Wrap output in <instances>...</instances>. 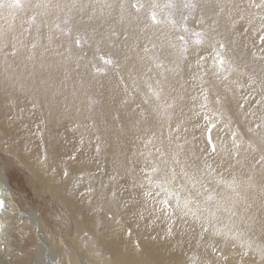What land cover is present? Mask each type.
<instances>
[{
	"label": "bare ground",
	"instance_id": "obj_1",
	"mask_svg": "<svg viewBox=\"0 0 264 264\" xmlns=\"http://www.w3.org/2000/svg\"><path fill=\"white\" fill-rule=\"evenodd\" d=\"M31 1L21 0V7H15V0H0V198L4 200L0 211L3 224L0 234V264H20L27 260V257L31 260L30 264H79L77 253L81 257L86 255L88 258L83 260L84 264H91V262L92 264L94 262L95 264H264V171L261 170L264 163L259 164L258 162V159L264 158V118L257 107L260 96L264 93L259 95L258 92V88L264 90V72L251 73L243 69L246 76H239V68L234 64L243 59L248 62L254 57L264 62V0L153 1V4L156 2L158 8L162 9V13L165 11L168 13L170 22L173 20L175 25L183 24L186 28L196 27L200 38L218 42L208 48L204 47V53L210 59L214 57L229 59L230 70L235 78L226 82L224 77L227 76L229 69H224V67L222 77L225 81L220 80L221 85L217 86L222 88L216 90L214 94V91H209V87L206 89L199 79L198 74L206 71H201L193 65V67L186 66L182 78L173 74V78L164 80L163 76L164 86L167 89L168 87L175 88L174 94L181 98L184 94L183 92L180 94L178 89L183 88L182 79L189 86V93L184 98L186 104L183 105V112L178 116V121L183 120L182 126L186 128L187 137L176 136L175 138L179 130L175 134L172 131L179 125L174 121L171 124L173 130L170 128L169 133L164 132V135H168L170 139L168 136L163 137L166 138V143L160 142L159 139H146L145 142L141 140L143 144H139L140 150L145 148L147 152L150 151L149 155L154 156L157 159L156 162L161 163L160 177L158 176L155 180H159L160 186L165 189L158 187L155 192H151L152 190L149 189L155 187L141 186L138 178H133V182L129 180L119 181L120 183L111 180L109 183L115 189L118 200L114 196L109 200L108 192H104V189L98 190L96 194L92 193L94 188L91 179L104 161L110 166L115 162L118 163L115 170L119 179L131 176L136 166L134 160L137 158L136 152H129L132 150L130 145L134 142L129 137L132 133L127 134L129 139H132L131 143L125 139L126 136H117L119 141L113 142L116 130L110 132L106 122L100 119L101 115L95 116L94 114L93 116L88 110V102H79L78 91L76 93V87L74 88L73 80H71L73 71H63L61 45L56 36L54 40L52 39L54 32V35L49 37V32L53 30L50 31L51 28L46 27L48 26L45 25L46 22L43 23V19H46L43 14L44 9L53 11L50 14L54 13L57 9L55 7L66 6L70 0H37L36 2L44 6L43 14L38 12L37 8L32 11L34 8L31 7L33 5ZM86 1L89 2L92 12L97 16L109 3L108 0ZM30 7L31 11L28 9ZM113 8L119 10L122 6L120 8L116 5ZM47 20L49 21L48 18ZM96 22L98 23V20ZM164 34L166 33L161 32L162 38ZM134 38L139 39V36H133L132 39ZM129 40L124 41L128 43ZM127 43L125 48H120L121 56H118L123 61V66H118L123 72H121L123 79L128 80L131 73H137L140 76L142 72L144 79L154 80L156 69H152L154 66L151 68L152 72L148 73L149 75H146L143 70L133 69L138 68L136 64L141 66L139 56L144 59L146 54L144 51L135 53L136 49H141L138 42L131 48ZM169 48L175 49L173 45ZM173 55L176 53L170 54V56ZM147 58L145 57V60ZM209 72L211 77L214 70L211 69ZM135 78L136 76L133 75L128 82H132ZM207 80L211 81V79ZM118 89L115 90L116 94ZM222 89L228 90L229 94H224ZM163 96H161L164 101V104L161 102L163 110L164 107H174L175 99H172L170 95L167 100L166 93ZM225 96H227L226 99ZM173 97L175 98L174 95ZM196 102L199 106L206 104L216 110L221 108L218 110L221 113L226 111L225 108H230L234 114L232 108L234 106L237 117L235 114L234 116L239 120V124L246 126L250 131L248 133L251 139L250 141L244 138V141L241 140L242 137L241 139L238 137L246 145L241 147V152L244 151V153L239 155L238 160H234L230 152L237 147L236 144L234 147L233 143H228L227 140L222 144L224 133L220 127L224 125L230 129L231 123L227 120L223 121L222 126L215 125L219 129L218 138H216L219 142L217 148L223 147L227 152L225 154L222 152L218 156L210 154L204 140L202 122L196 119L198 117L195 118L197 109L194 104ZM241 104L247 115L250 111L248 118L243 112L241 113L242 110L240 111L239 108ZM245 104L248 105L245 106ZM158 105L153 108H158ZM161 109L162 107L159 108ZM204 109L203 107L202 110ZM140 111V107L135 109V114L136 112L141 113ZM80 112L84 113L80 114ZM162 114L163 112L160 115ZM160 115L157 116L160 117ZM83 118L86 120L82 121ZM229 119L233 120V116ZM258 123L263 125L261 131L254 130V127L259 126ZM232 126L234 128V123ZM215 132L214 130L212 133L215 134ZM172 140L173 143H171ZM185 142H190L187 151L192 149L194 156L188 157L186 170L182 164L184 162L181 163L178 159L170 161L162 156L163 150L157 149L159 144L163 149H173L172 147L178 144L185 147ZM153 144L157 147H153ZM147 152L143 153L147 154ZM139 153L142 154V152ZM124 161H129V164L123 165ZM211 164H216L217 178L214 172H211L210 177L202 178L197 168H203L202 171H204L203 166ZM188 165L191 169L196 166V169L188 172ZM107 166L106 170H108ZM259 166H262L261 169ZM101 170L104 173L102 168ZM186 175L200 176L202 180L196 182L201 185L199 188L195 187L198 191L188 190L187 183L183 181ZM135 176H137L136 173ZM221 176H224V179L226 177L227 181L218 184L219 178L222 179ZM178 182L181 183L178 184ZM143 184L146 185L145 181ZM199 191L205 197L200 195L201 200L197 199L198 205L196 206H186L176 199L175 193L181 192L185 194L184 197L190 196L189 198L194 201L196 196L198 198ZM111 192L113 194V191ZM105 200V207L111 212L113 218L107 222L106 231L95 230L94 242L98 243V246L96 245V257L93 262L91 230L93 226L96 228L103 226L106 218L102 217L103 224L96 216L95 204L100 206ZM42 205L44 206L43 212L49 209L55 215L65 214L64 228L71 231L69 236H72V238L69 237L68 242L59 239L54 240L55 242L50 241L49 234L42 227L37 209ZM206 208L213 212V217L205 210ZM202 214H205V217ZM229 218L237 233L235 235L228 230L231 227L220 226L224 223L219 222V219L229 220ZM127 229L131 231L130 238L124 236ZM81 240L89 246H84ZM134 243L137 244L138 249L134 248ZM52 244L56 246L52 247ZM63 246L67 247L69 255L61 261L60 251H63L61 250ZM34 248L35 253L31 254ZM194 255L200 256L202 260L197 257L193 262L188 261Z\"/></svg>",
	"mask_w": 264,
	"mask_h": 264
},
{
	"label": "rangeland",
	"instance_id": "obj_2",
	"mask_svg": "<svg viewBox=\"0 0 264 264\" xmlns=\"http://www.w3.org/2000/svg\"><path fill=\"white\" fill-rule=\"evenodd\" d=\"M36 1L37 0L31 1V4L33 3V5L30 4L31 7L34 9H32L31 7L28 9L30 11L32 9V11H33V10H35V8H37L36 10L37 11L39 10L38 12H41L42 14L45 12L43 15H45L44 17H46V19L45 18L43 19V23L45 24V22H46L45 25H48L46 27H48V28L50 27L51 28V29L49 28L50 31L53 30V31H51L52 33L49 32V37H51L55 34L52 39L54 40L55 36H56L58 38V43L61 45V52H62V56H63L62 62L64 61L63 65L61 63V65L63 66V71H65V72L76 71L75 74H73V72H72V75H71L72 79L71 80H73L74 88L76 87L75 88L76 93L78 91L77 95H78V100H80L79 102L80 103L88 102V104H89V105H87V107L89 108L88 110L93 114V116H94V114H95V116L101 115L102 117L100 116L101 117L100 119L104 123L106 122L105 124H107L106 126L110 130V132H111V130L112 131L116 130V131H114V133H115L114 137L115 138L113 137V139H112L113 142L119 141V137L117 138V136H123V137L126 136L125 139L128 140L129 143L132 142V141H130L132 139L134 141V142H132L133 144L130 145L132 147V150L129 152H132V151L136 152L137 158H136V160H134V164H136V166L134 165L135 167L133 169V173H131V176L127 177L128 179L127 178H120L119 179L118 175L116 173V170H115L118 163L115 162L113 164L115 167L113 165H111L112 166L111 167L109 164H106L107 162L105 163V161H104L100 164V169L94 173V175L91 179V181L93 183V188H94L92 190V193L94 192V194H96V192H98V190L104 189V192L109 193V191H110V193H109L110 195L107 193V195H108L107 198L109 200L112 199V196H114L115 199L118 200V196L116 194V191L109 182L111 180H116V181H118V183H120L121 181H129V180H130V182H133V178H138L139 184L143 187H146V188L155 187L154 189H149L150 191L152 190L151 192H155L156 191L155 189L158 187L163 188L160 186L161 182L159 180H155V179H158V176L160 177L159 174L162 170L161 163L156 162L157 159L154 156L152 157L151 155H149L150 151L147 152L145 150V148H143L144 150L143 149L140 150L139 144H143L140 142L141 140L143 142H145L148 139H159L160 142L166 143V138L164 139L163 137H167L168 135L165 136L164 132L167 133L169 131V129L173 126L171 124L174 123V121H175V123L177 122L176 123L177 125H179L177 128L175 127L174 130H173V128H171L173 130L172 131L173 134H175V132H178L177 130H179V132L175 134V138L180 137V136H184L185 138L187 137V135H185L186 134L185 133L186 128L182 126L183 120L181 119L178 121V116H179V114H181L183 112L182 111L183 105L186 104V102L184 101V98H185L186 94L189 93V90H188L189 86L186 83V81L184 79H182L184 81V83L182 84L183 88L178 89L180 94L182 92H183L182 94H184V95H182V98H181L180 96L174 94L176 92L175 88L168 87V89H167L166 86H164L165 83H162L163 82L162 78L164 76V78H163L164 80H169V79L173 78V74L176 76H180L182 78L183 73H184V69L186 68V66H188V65L192 66L193 65L194 67H197V69H200L201 71H206L203 74H201V73L198 74L199 79H201L202 84L206 87V89H207V87H209V91L212 90V91H214V94H215L216 90H220L222 88V87L217 86L218 84L221 85L219 83L220 80L224 82L225 81L224 78H226V82H227V81H231L232 79L235 78V75L230 70L229 59L228 60L223 59V57H214V58L210 59L204 53V50H203L204 47L208 48V46H210V45L213 46V45L217 44L218 42H214L213 40H208V39L203 40V38H200L199 31L195 29L196 27H191V28L187 27L186 28L185 25H183V24H179L178 26L175 25L173 20H172V22H170V18H169L168 13L166 11H165V13H162V9L158 8V6L156 5V2L153 4L154 0H134L135 2L133 0H108L109 3L106 4V6L102 9L103 11L98 13L99 16H97L96 14H94L92 12L90 4L86 0H70V1H68L66 6L61 5L59 7L58 6L55 7V9L57 8L59 11L57 9L56 10L54 9L55 11L52 14H50V13L53 11H48L47 9H44V12H42L44 6L42 7L41 4L39 2H36ZM34 3L36 4V6ZM150 4H152V6ZM116 5H118L120 8L122 6V8L119 10L113 8V6H116ZM137 5H138V7H137ZM37 6H41V7H37ZM46 10H47V12H46ZM91 15L92 16L94 15V16L92 17ZM153 16H155V21L153 20ZM123 17L126 18V20ZM47 18L49 19V21L47 20ZM30 19L31 18H29V20ZM97 20H98V23L96 22ZM100 21H102V22H100ZM94 23H95V25H93ZM130 25L133 27H131ZM118 26H120L121 29H119L120 27H118ZM122 30H125V31H122ZM46 32L48 33V30ZM53 32H54V34H53ZM161 32L166 33L168 36L166 34H164V36L162 38ZM133 36H137V37L139 36L140 40L137 38L132 39ZM166 37H170L171 42L174 44H172L170 42V40H168ZM59 39H61L62 41ZM127 39L128 40L130 39L128 43L126 42L130 48H131V46L132 47L135 46L134 44L138 42L139 48H141V49L140 50L136 49L135 50V53L137 51L136 54H138L142 51H144L146 54V55H144V59L140 58V56H139L138 60L141 63L140 64L141 66H138V64H136V66L138 68H133V69L136 71L138 69L143 70V72H145V74L147 75L149 72H152V69L156 68L154 80H152V79L149 80L148 78L144 79L142 72H141L140 76L137 73H134V74H132L131 72H130L131 74L128 73L129 78H132V76L134 75V76H136V78L138 80H136V78H135L132 82L131 81L128 82V80H130L129 78H128V80L123 79V76H122L123 72L120 68L123 66V61L121 59H119L118 56H121L120 48H125L126 43L124 40H127ZM133 40L134 41L136 40V42H134ZM122 43H125V44L122 45ZM170 45H173L175 47V49L176 48L177 49L175 50V49L169 48ZM170 52L172 54L176 53V55L170 56V54H171ZM147 56L151 60L150 59L147 60L148 59ZM145 57L147 58L146 59L147 61L145 60ZM141 59L143 60V62H141L142 61ZM69 60H70V62H69ZM67 61H68V63H67ZM118 62H119V64H118ZM146 62H148V63H146ZM150 62H152V63H150ZM234 62H236V60H234ZM238 62H236L234 64H236L237 68H239L238 69L239 76H246L245 73L243 72V69L245 71H249L251 73L261 74V72H264L263 71L264 70V62L261 59H257L256 57H254V59L252 58L248 62L244 59L240 60L239 63ZM72 66H74V67H72ZM118 66H120V67H118ZM152 66H154V68H152ZM223 68L227 69V70L229 69L227 76L224 78L222 77V74L224 72ZM211 69L214 70V72H213V75L210 77L209 71ZM85 70H86V72H85ZM259 70H260V72H259ZM81 73H82V77H81ZM74 76H75V78H74ZM167 77H169V78H167ZM206 78L209 80L211 79V81L209 82ZM144 80H147L148 82L144 81ZM151 82H153V83H151ZM128 87H130V88H128ZM116 88L117 89L120 88V90L118 89V93H117L118 95L116 94V91H115V90H117ZM222 91L226 95L229 94V91L226 89H222ZM258 92H259V95H261V93L264 92L263 88L262 89L258 88ZM165 93H166L167 100H168L170 95L172 96V99H175V100L173 101L174 107H170V108L164 107V110H163V106L161 104L162 103L164 104L163 94H165ZM157 95H159V97L155 98ZM173 95L175 96V98L173 97ZM262 95H261L262 97L260 96L261 102L259 101L261 106L259 103H257V105H258L257 107H258V110L262 113V117L264 118V115H263V113H264V107H263L264 106V98H263L264 93ZM161 96H163V98ZM177 97H179V98H177ZM226 98H227V96H225V99ZM176 100H178V101H176ZM157 105H158V108L154 109L153 107H157ZM205 105L206 104H203V106H202V104H201L199 106V104H197V102H196L194 104V107L198 111V112L196 111V113H195L196 114L195 118L198 117L196 119L197 120L199 119V121H201L202 122L201 124L203 125L202 132H204V140H205L207 149L210 150V154H212L213 156H214V154H216L215 156H218L219 154L221 155L222 152L224 154L227 152L223 147L218 146L220 148H217V144L219 142H218V140L216 141V138H218L217 133H218L219 129H217V127H215V125L217 126V124L219 126L220 125L222 126L223 121L227 120L229 123H231V125L229 124L230 129L224 125L222 127H220V130L223 129L222 131L224 133L223 134L224 137L222 136V139H223L222 144H224L225 140H227L228 143L232 142L234 147L236 144L237 147H235V148L233 147L234 148V149L232 148L233 151L231 150L230 152H231L234 160H236V159L238 160L239 155L244 153V151L241 152V147L243 148V145L246 146L245 144H243L242 141H240V139H241L240 137H242L241 140H244V138H245V140L251 141L249 133H248L250 131L247 130L246 126H243L241 123L239 124V120L236 118L237 115L235 113L234 106L232 108L234 110V114L236 117L234 116V114H233L232 110H230V108H225L226 111L224 113H221L218 111V110H221V108L220 109L217 108V110H216L213 107H211V108L208 107L209 105H206V106ZM246 105H248V104H245V106ZM240 106H241V107H239L240 111L242 110L241 113L243 112L244 115H246V118H248V116H250V111H248L249 115H247L245 109L243 108V105L241 104ZM136 107L141 108V111H140L141 113L136 112L137 114H135V109H137ZM160 107H162L161 110H159ZM200 107H202V108L204 107L206 109V111H205V109L203 111L202 108L200 109ZM208 109L210 111H208ZM262 109H263V111H262ZM162 112H163V114L160 115ZM204 112L205 113L207 112V114H205ZM209 112L212 114H210ZM81 113H84V112H80V114ZM197 113H198V116H197ZM203 113H204V116H203ZM139 114L141 116H138ZM192 114H193V112H192ZM157 115H160V117H158ZM230 116H233V120L229 119ZM138 118H139V120H138ZM208 118H210V120ZM133 119H134V121H133ZM205 119L208 122L207 121L205 122ZM84 120H86V118L82 119V121H84ZM167 120H168V122H167ZM139 121H140V123H139ZM132 122H133V125H132ZM163 122H165L166 124ZM162 123L164 124V126ZM168 123L170 124V126ZM207 123H209V124L207 125ZM233 123H234V128L232 126ZM260 123H258L259 126L254 127L255 131L257 129H259V131L262 130L263 125H261ZM134 124H136V126H134ZM236 124H237V126H236ZM262 124H263V121H262ZM157 125H158V127H157ZM153 126H154V129H153ZM155 126H156V129H155ZM167 126H169V128ZM204 126H206L207 128ZM137 127H138V129H137ZM133 128H135V129H133ZM231 129H233V130L231 131ZM142 130H143V132H142ZM154 130H157V131L155 132ZM162 130H163V133H161ZM214 130L216 131L215 134L212 133V132H214ZM134 131L135 132L137 131L136 133L138 135H136V133ZM150 131H151V133H150ZM95 132H97V130ZM130 133H132V134H130ZM133 133H135V134H133ZM225 133H226V137H225ZM127 134H130L129 137L132 139H129ZM140 134H141V136H140ZM144 134H145V137H143ZM156 134H157V136H156ZM159 134H160V136H159ZM132 135H133V137H131ZM151 135H152V137L153 136L154 137L152 138ZM147 137H149V138H147ZM238 137L240 139H238ZM168 139H169V136H168ZM229 140H230V142H229ZM134 143H136V144H134ZM171 143H173V140ZM97 144H98V142L96 141V145ZM189 144H190V142H188V143L185 142V147H184V145L178 144L176 146L173 144L174 146L172 148L174 150L168 149V148L163 149L160 146V144L158 147L153 144V147L156 146L157 149L160 148L159 150H163L162 156L164 158L170 160V161H177V159H178L181 163L184 162L182 164L184 165L185 170H186V164L188 162V157H194L193 153H192V149H189L187 151ZM137 146L139 149L136 148ZM178 146H180L181 148H179ZM139 152H142L143 155L140 154ZM143 152H145V153L147 152V154H145ZM232 152H234L235 154ZM142 156H143V158H142ZM263 160H264V158L261 160L258 159L259 164H263L264 163ZM191 161H194V160H191ZM196 161H197V155H196ZM124 162H123V165H125V166H127L129 164V161H126L125 163ZM191 163L193 165L195 164V162H191ZM204 165H206V163H204ZM106 166L110 172L108 170H106ZM109 166H110V168H112V170H110ZM203 167H204V171H202L203 168H200V167L197 168L198 171L201 173L202 178L203 177H207V178L210 177L211 172H214L215 178H217L216 177L217 174H216V170H215L216 164H211V165H207V166H203ZM261 167L262 166H259L260 169H261ZM101 168L104 170V173L101 170ZM220 168H221V165H220L219 169ZM139 169H141V170H139ZM195 169H196V166H194L192 169L189 166L188 172L194 171ZM144 170H146V171H144ZM261 170L264 171V167ZM147 171H148V173H146ZM112 172H114V173H112ZM135 173L137 174V176H135ZM243 173H245V172H243ZM143 176H145V177H143ZM199 177H200L199 175H195V176H193V175L187 176L186 175L185 176L183 181L187 183L186 186H187L188 190L198 191L196 188H199V186L201 184L199 182H196V181L202 180ZM221 177H222V179L219 178V180L217 182L218 184H220V182L223 183V182L227 181V180H225L226 177H225V179H224V176H221ZM143 181H145L147 186L143 184ZM159 182H160V184H159ZM11 183L13 184V182H11ZM172 183L175 184V181L172 180ZM179 183H181V182H178V184ZM101 184H102V187H101L102 189L100 188ZM96 185H97V188H96ZM103 186H104V188H103ZM163 189H165V188H163ZM111 191H113V194ZM201 192H203V191L201 190ZM94 194H93V197L95 196ZM175 195H176V199H178L184 205L196 206V205H198L196 203L197 199H199L198 201H200L201 200L200 195L203 196V193H200V191H199L198 198L196 196L194 198V201L191 198H189L190 196L184 197L185 194H182L181 192H179V193L177 192V193H175ZM203 197H205V196H203ZM105 202H106V200L103 201L100 206L99 205L96 206V204H95L96 216L99 217L100 221L103 222V224H104V221H103L102 217H106V218H105V224L103 226H98L97 228H96V226H93L92 230H91L92 232H91L90 238L92 240V248H93L92 251L93 252L90 250H88V251L92 252V254L94 255V256H92L93 262H94V259L96 257V254H95V252L97 251L96 245L98 246V243L94 242L95 230H98V231L105 230L106 231L105 227H106L107 222H109V220L111 218H113L112 214H110L111 212L108 211L107 208L105 207L106 206ZM166 205H167V203H166ZM98 206L101 209H99ZM101 206H103V207H101ZM43 208H44V206L42 205L41 208H37V209L39 210L38 212L40 214L39 217H40V220L42 222V227L45 230V232H47V234H49L50 241L55 242L54 240L58 241V239H59V240H64L65 242L66 241L68 242L70 240L69 237L72 238V236H69L71 231H68V229L65 230V228H64L63 222H64V215L65 214L64 213L58 214V215H60V217H58V215H55L49 209H46V211L43 212ZM104 208H105V210H104ZM205 210L208 211V213L213 217V212L211 210L209 211V209H207V208ZM52 213H53V215H52ZM97 213H99V214L97 215ZM202 215L205 217V214H202ZM96 216H95V218L97 219ZM219 222L224 223V225L223 224L220 225L221 227H223V228H230L231 227L228 230H230V232L233 233L234 235L237 234L235 229L233 228V225H232L233 223L231 221V218H229V220L219 219ZM98 223H99V220H98ZM215 231H218L220 233V231L217 229H215ZM67 235H68V237H67ZM130 235H131V231L128 229L125 230L124 236L127 238H130ZM221 239H223V238H221ZM81 241L84 244V246L88 245L84 240H81ZM135 243H134V248L138 249V246ZM51 246L55 247L56 244H52ZM61 250H63V251H60V253H61L60 256H61V261H62L69 255V253L67 251L68 249L66 246L65 247L63 246ZM243 250H245V249H243ZM83 252H84V250H83ZM30 253L34 254L35 248L32 249ZM77 256L79 259V264H84L83 260L85 261L86 259H88L86 257V255L85 256L83 255L81 257L79 253H77ZM217 256H220V255L217 254ZM197 257L199 260L201 259L200 256L194 255V257L192 256V258L190 260L188 259V261L192 260V262H193V260L197 259ZM30 262H31V260L29 259V257H27V260L22 261L20 264H30ZM91 264H92V262H91ZM93 264H95V262Z\"/></svg>",
	"mask_w": 264,
	"mask_h": 264
},
{
	"label": "snow or ice",
	"instance_id": "obj_3",
	"mask_svg": "<svg viewBox=\"0 0 264 264\" xmlns=\"http://www.w3.org/2000/svg\"><path fill=\"white\" fill-rule=\"evenodd\" d=\"M15 7H21V0H15ZM153 20L155 21V16H153Z\"/></svg>",
	"mask_w": 264,
	"mask_h": 264
}]
</instances>
